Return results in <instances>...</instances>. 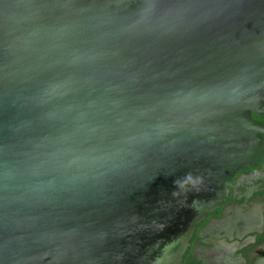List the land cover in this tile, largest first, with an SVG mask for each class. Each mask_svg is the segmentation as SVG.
Segmentation results:
<instances>
[{"label":"water","instance_id":"water-1","mask_svg":"<svg viewBox=\"0 0 264 264\" xmlns=\"http://www.w3.org/2000/svg\"><path fill=\"white\" fill-rule=\"evenodd\" d=\"M254 113L264 0H0V264H182Z\"/></svg>","mask_w":264,"mask_h":264},{"label":"flooded vegetation","instance_id":"flooded-vegetation-1","mask_svg":"<svg viewBox=\"0 0 264 264\" xmlns=\"http://www.w3.org/2000/svg\"><path fill=\"white\" fill-rule=\"evenodd\" d=\"M257 119L264 122V114ZM182 264H264V152L233 175L224 201L198 224Z\"/></svg>","mask_w":264,"mask_h":264},{"label":"clouds","instance_id":"clouds-1","mask_svg":"<svg viewBox=\"0 0 264 264\" xmlns=\"http://www.w3.org/2000/svg\"><path fill=\"white\" fill-rule=\"evenodd\" d=\"M174 191L172 196L179 198L186 197L189 192H200L204 186V177L193 172H187L173 181Z\"/></svg>","mask_w":264,"mask_h":264},{"label":"trees","instance_id":"trees-1","mask_svg":"<svg viewBox=\"0 0 264 264\" xmlns=\"http://www.w3.org/2000/svg\"><path fill=\"white\" fill-rule=\"evenodd\" d=\"M254 117L255 118H258L259 117V114L254 113Z\"/></svg>","mask_w":264,"mask_h":264}]
</instances>
